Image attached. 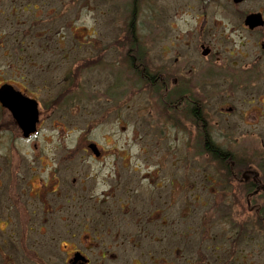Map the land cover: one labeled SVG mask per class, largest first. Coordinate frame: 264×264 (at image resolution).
Segmentation results:
<instances>
[{"label": "flooded vegetation", "instance_id": "obj_1", "mask_svg": "<svg viewBox=\"0 0 264 264\" xmlns=\"http://www.w3.org/2000/svg\"><path fill=\"white\" fill-rule=\"evenodd\" d=\"M23 2V0H0V264H141L140 257L136 258L134 253L147 248L144 244L146 241H143L145 237L143 234L147 232L145 223L155 222L153 229L160 226L163 230L167 226L163 215V199L160 197L161 184L157 179L152 178V173H146L145 179L149 181L144 190L139 183L132 184V180L127 179L126 182L135 185V188L129 190L127 187V201L123 202L117 189L119 185H124V180L122 176L117 179V176L124 175L128 170L127 167L134 175L138 169L130 167V158L136 155L137 160L142 161L143 155L151 153V147L147 146L149 143L143 140L147 131L145 129L141 131V126L143 122L150 120L149 123L153 126L151 118H153L154 101L162 105L166 117L162 119V130L153 126L150 132L160 141L168 137L172 140L174 136L177 140L182 138V143L186 136L196 134L194 144L192 145L191 138H188L182 144L183 150L201 145L200 139L202 137L205 139L206 134V138L216 143L217 148L227 153L225 157L219 155L214 158L219 170L223 210L238 208L245 200L246 207L250 210L258 209L259 214L261 206L258 195L259 192H264V178H262L264 151L252 153L246 149L235 154L231 146L239 144L240 139L232 137L237 128L236 125L229 124L226 118L235 112L233 100L238 95L235 92L238 88L243 89L246 92H241L243 97L239 96V99L244 110L248 112L243 110L241 114L247 117L251 125L263 122L260 132L264 134V0H187L189 9L196 4L200 7H196L198 12L188 10L189 13L186 15L191 17V21L183 23H188V27L193 21L195 24H192L191 29L183 31L182 35L178 33L174 36L171 47L148 49L145 41L134 33L122 37L121 41L127 44L126 50L114 54L110 61H105L104 53L97 55L95 59L96 62L98 61L97 64L101 68L110 67L117 75L113 87L109 88L114 96L120 97L123 89L129 92L138 90L139 96H147V107L143 109L149 113L132 114L133 118H131L125 113L130 107H122L120 105L123 103H121L112 104L110 108L112 111L104 113L100 118L101 124V121L106 119L115 120V126L122 127L121 133L128 131V127L123 124L134 119L131 137H134L132 143L139 145L138 152L132 153L134 149L125 148L124 143L110 146L108 142L111 139L106 135L104 136L106 145L101 146L92 137L88 138L86 135L80 137L78 142L74 141V148L69 147L68 154L60 153V155L53 154L48 148V144L52 142L53 132L59 124L57 119L47 120L48 122L45 120L51 110L45 115L39 108L36 112H26L23 107L17 111L10 107V101L16 97L23 99L25 97L33 101L36 99L33 96L36 95L35 92L23 87L24 78L21 76L20 67L16 66V63L21 61L19 53L22 51L27 52L30 65L34 66L36 59L34 24L32 14H27L31 4L26 5ZM48 12L52 14L53 9ZM55 15L59 16L57 5H55ZM233 19L235 22L232 24ZM181 21L178 17L173 28L178 29ZM21 29H24L23 36L27 41L24 49H20V43H24V39H20ZM239 30L244 33L245 37L241 35L243 37H240V42L245 44L243 48L246 49H239L236 51L237 59L225 63L221 58L223 53L220 46L223 38L224 40L230 38L224 37L223 34L227 35L230 32L234 34ZM118 39L111 44V48L115 49ZM193 44L195 47L192 46ZM194 48L200 52L199 59L203 63L194 60L196 59L192 53ZM5 58L10 61H3ZM64 59L65 57L62 56V61ZM5 65L10 71L6 70ZM119 73L127 74V78L123 79L127 81V85L119 80ZM203 84H211L212 102L214 100L218 102L217 99L220 100L221 97L231 99L217 108L218 113L214 112L216 142L211 134L214 133V129L209 128V120L202 113L201 104L195 98L198 85ZM35 88L38 93L39 89L37 86ZM172 96L175 98L172 99ZM187 107L191 108L192 114L189 117L186 113ZM110 112L111 115L107 117ZM217 114H220L224 125L217 123L215 119ZM187 118L188 120L190 118L189 124L194 131L188 129ZM33 120H35L34 125ZM166 128L170 130L168 133ZM42 130L52 133L49 134L50 139L45 140L46 145L31 144V151L35 154L32 163H39V166L30 167L29 163H24L29 156L26 145H29L28 141L33 137H38ZM62 130L66 129L62 127ZM113 135L118 137L117 140H121L118 132ZM250 135L252 138V133ZM261 141L264 142V138ZM201 146L203 148L204 145ZM74 161L88 168L89 172L84 178L89 183L86 189L82 185V190L88 191L89 198L75 187L79 183V177L72 176L69 179L67 176L65 180L60 175V171L63 170L62 164H71L65 166L69 172L73 169ZM123 161L125 165L122 168L120 164ZM252 161L260 164L261 175L254 170ZM109 164L113 166L103 170L107 169ZM101 176L104 177L103 184L106 185V189L94 195L90 191L94 184L95 187L97 186L95 181ZM140 180L144 179L140 178ZM234 182L238 183V188L232 186ZM148 188L150 190H147ZM237 189L242 193V198L244 197L242 201L237 197ZM231 191L232 194H227ZM169 193V196L174 194ZM61 198H64V201L59 203ZM115 198L119 202V210L124 214L123 218L116 217L118 210L113 207ZM159 202L161 209H145V204L148 203L151 207L157 206ZM82 203L88 205L95 203L100 208L94 209L97 212L87 214L82 208ZM110 215L112 218L107 219ZM261 217L264 220V214ZM153 243L152 246L157 248L158 259L153 249L140 251L142 256L151 261V264H182L177 247L174 248L177 253L175 255L171 247L165 246L164 238L158 236ZM235 243L236 240L226 247L227 258L234 259L236 263H239L238 258L244 264L256 263L253 258L257 255L248 253L243 256L239 243ZM127 251L133 252L132 257L128 256V261L123 255Z\"/></svg>", "mask_w": 264, "mask_h": 264}, {"label": "rangeland", "instance_id": "obj_2", "mask_svg": "<svg viewBox=\"0 0 264 264\" xmlns=\"http://www.w3.org/2000/svg\"><path fill=\"white\" fill-rule=\"evenodd\" d=\"M23 1L26 5L31 4V9L28 8L29 12L27 14H32L36 59L35 65H30L27 52L22 51L19 53L21 61L17 62L16 66L20 67L21 76L24 78L23 82L25 84L23 87L35 92L36 95L33 96L39 101V109L45 115L51 110L47 113L45 120L51 121L52 119H57L59 123L53 132L52 142L48 144V148L56 155H60V153L68 154L70 152L68 148H74V141L78 142L80 137L83 138L86 135L88 138L92 137L101 146L105 144L104 136L106 135L111 139L108 142L110 146H119L124 143L125 148L134 149L132 153L138 152L137 147L139 145L132 143L134 137H131L134 130V119L123 124V126L128 127V131L121 133L122 127L115 126V120L106 119L101 121V124L100 118L103 117L104 113L112 111L110 109L112 104L118 105L121 103H123L120 105L122 107H130L125 113L131 118H133L132 114L143 115L147 112L143 109L147 107V96H139L137 94L138 90H131L129 92L124 89L121 91L120 97L114 96L109 88L113 87L112 84L117 75L110 67L101 68L98 64H91L87 67L82 66V69L77 72L79 76L76 79V84L71 81L70 72L76 71V68L86 61L89 62L88 60H95L100 53H104L105 61L108 62L114 54L122 51V48L117 49L119 47L117 44L115 45V49L111 48V44L118 37L125 35L126 22L131 25V30L139 35L142 41H145L148 49L152 48L156 50L161 49V47H171L174 36L178 35V33L182 35L183 31L191 29L192 24H195V21H193L190 27H188V23L184 24L183 22L191 21V17L186 15V13H189L188 10L198 12L196 7L199 5L196 4L194 5L195 7L191 6L193 9H189L190 6L187 5V0ZM16 3L20 6V3L17 1ZM55 5H57L59 16L55 15ZM52 9L53 13L51 14L48 11H52ZM133 9L134 11H132ZM178 17L182 21L179 23L178 29H175L173 26L176 25ZM234 22L235 20L233 19L232 24ZM21 30L20 39L23 38L24 43H20V49H24L27 41L23 36L24 29ZM241 32L239 30L235 31L234 34H230L231 32L227 33V35L223 34L224 37L228 36L230 38L228 40H224L223 38L220 46L223 53L221 56L223 62L226 63L227 61L237 59L238 54L236 51L246 49L243 48L245 44L243 45V42H240V37L244 36V33ZM192 46L195 47L194 44ZM230 52L232 53L230 54ZM192 53L194 54V58H196L194 60H197L200 64L203 63L199 59L200 52L194 48ZM62 56L65 57L63 61ZM3 61L7 62L10 59L5 58ZM6 65V70L10 71ZM118 78L122 80V83L127 85V81L123 80L127 78V74L119 73ZM35 86L39 89L38 93ZM198 87L195 98L201 104L202 113L207 116L206 119L209 120L210 126H212H209V128L214 129V133L211 132V134L216 142L214 112L218 113L217 108L220 105H225V102L229 98L221 97L220 100L217 99L218 102L215 100L212 102L211 84L198 85ZM107 89L110 90L109 94H107ZM241 92L246 91L238 88L235 92L238 94L235 100H233L235 112L231 113L229 118H226L229 124L236 125L237 129L233 132L235 135L232 137L240 139V141L235 146H229H231L235 154H239L246 149L252 153H262L264 151V142L261 140H263L264 134L260 130L262 129L261 124L263 122L261 124L258 122L256 125L252 123L251 125L247 117L241 114V111L244 110L242 101L239 99V96L243 97ZM171 98L174 99L175 97L172 96ZM229 100L231 101V99ZM154 102L156 103L154 104ZM154 102L152 123L153 126L162 130V119L166 117L165 109L161 108L162 105L158 101ZM190 110L191 108H186L188 117L192 114ZM215 119L217 123L224 125L221 122L220 114H217ZM189 120L187 118L188 129L194 131V128L190 127ZM149 122H143V126H140L141 131L143 129L147 131L143 140L149 143L147 146L151 147V153L143 155L142 161L137 160L136 155L130 158V167H136L138 172L133 175V171L127 167L128 170L124 175L119 174L117 179L122 176L124 185H119L117 191L123 202H126L127 187L129 190L135 188V185H130L126 180H132V184L139 183L141 189L144 190L147 188L146 186L149 181L145 179L146 173H152V178L157 179L161 184L159 188L162 192L160 197L163 199V215L165 216V224L167 226L164 227V232H162L163 230L160 226L153 229L155 222L150 221L148 222L149 224L145 223L147 232L143 234L145 236L143 241H146L144 244L147 245V248L136 251L134 253L135 257H140L139 261L141 264H145V262L146 264H151V261L147 257L142 256L140 251L145 252L153 249L156 251L158 259L157 248L156 246H152V244H154L153 241L156 237L160 236L164 238L165 246L171 247L175 255L177 253L174 248L177 247L182 264H230V262H232L231 264H244L240 262V258L237 259L239 263H236L232 258H227L226 247L236 240L235 244L239 243L243 256L253 253L257 255L253 260L256 263L264 264V220L261 217L264 214V192H259L258 195L260 196L261 206L259 214L258 209L250 210L246 207L245 200H243L244 197L242 198V193L239 189H237V197L240 201L243 200L241 206L232 210H223L220 176L216 162H213L215 160L211 159V156L204 152L201 145H196V148L183 150L182 144L188 138H191V144H194L196 134L186 136L184 143H182V138L177 140L174 136L171 138L172 140L168 137L160 141L155 134L150 132L153 130V126ZM135 125L137 126V123ZM62 127L66 130L63 131ZM219 128L222 127L219 126ZM135 129L138 130V128ZM169 131L166 128V132L168 133ZM115 132L119 133L121 140H117L118 137L113 135ZM171 132L173 133L174 131L171 130ZM51 133L48 130H42L38 137H33L31 141H28L29 145H26V150L29 152V156H27L24 163H29L30 167L33 165L39 166V163H32V158L35 155L31 151L32 143H38L39 146L46 145L45 140L50 139L49 134ZM250 133H252V138ZM241 141L242 143H240ZM246 141L247 143H245ZM219 142L221 143V141ZM21 145L24 147L23 144ZM46 154L48 155V153ZM252 162L255 166L254 170L261 175L260 164H257V161ZM62 165L63 170L60 171L62 179L66 180L67 176L69 179L72 176L79 177V183L75 187L78 191L84 193L86 198H89V193L85 190L89 182L84 178L89 172L88 168L82 167L74 161L73 169H70L68 172L65 166H70L71 164L67 163L65 165L63 163ZM120 165L123 168V165H125L124 161ZM112 166L113 164H109L108 168L103 170H108ZM103 178L101 176L100 179L98 178L95 181L97 183L96 187L95 184L92 186L90 192H93L94 195L100 194L106 189V185L103 184ZM140 178L144 180L141 181ZM262 178H264L263 175ZM82 185H84L85 191L82 190ZM232 186L238 188L239 185L237 182H234ZM147 190L150 189L148 188ZM169 192L174 194L169 196ZM232 192H228L227 194L230 195ZM238 198L237 201L239 200ZM61 201H64V198H61L59 203ZM92 205L82 203V208H84L87 214L97 212L94 209H98L100 206H97L95 203ZM118 205L119 202L115 198L113 200V207H116L118 210L116 217L123 218L124 214L119 210ZM155 208L161 209L160 202L157 206L151 207H149L148 203L145 204V209L154 210ZM257 216L262 219L263 223H260L262 226L259 225ZM109 218H112V216H108L107 219ZM239 228H243L244 230H240ZM148 240L149 242H147ZM132 254L133 252L130 251L124 253L125 260L128 261V256L132 257ZM245 264L250 263L245 262Z\"/></svg>", "mask_w": 264, "mask_h": 264}, {"label": "trees", "instance_id": "obj_3", "mask_svg": "<svg viewBox=\"0 0 264 264\" xmlns=\"http://www.w3.org/2000/svg\"><path fill=\"white\" fill-rule=\"evenodd\" d=\"M132 11H134V9L132 10ZM131 25H129V23L127 24V22H126V26H125V35H123V36H128V35H132V34H134V32H133V30H131V27H130ZM128 28V29H127ZM122 36V37H123ZM122 37H120L119 39H118V43H117V45L120 47V48H122L123 50H126V46H127V44L124 42V41H121L122 40ZM121 42V43H120ZM120 43V44H119ZM89 62H84L81 66H79L78 68H76V71H74V72H70V76H71V81L73 82V83H75L76 84V79H77V77L79 76L78 75V70L80 71L81 69H82V66H88V65H91V64H97L98 63V61L96 62V60H88ZM205 134V133H204ZM200 141L201 142H199L201 145H204L203 146V149H204V152L205 153H207V154H209L210 156H211V159H216L219 155L221 156V157H225V156H227V153L224 151V150H222V149H220V148H217V146L212 142V140L210 139V138H206V134H205V139L202 137L201 139H200ZM214 159V160H215ZM216 162V161H215ZM216 166H217V164H216ZM217 169H218V166H217ZM258 217V221H259V225L260 226H262L260 223L262 222V219L259 217V216H257ZM263 223V222H262Z\"/></svg>", "mask_w": 264, "mask_h": 264}, {"label": "water", "instance_id": "obj_4", "mask_svg": "<svg viewBox=\"0 0 264 264\" xmlns=\"http://www.w3.org/2000/svg\"><path fill=\"white\" fill-rule=\"evenodd\" d=\"M11 101H10V107L12 108V110L17 111V109H20V107L21 108L23 107V110H26V112H36L37 111L36 101L34 102L31 99H28L25 97H24V99L21 97H16V98H14V100H11ZM34 123H35V120L32 121L33 125H34Z\"/></svg>", "mask_w": 264, "mask_h": 264}]
</instances>
